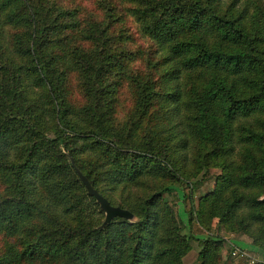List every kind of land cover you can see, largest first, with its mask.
Segmentation results:
<instances>
[{
    "label": "trees",
    "instance_id": "trees-1",
    "mask_svg": "<svg viewBox=\"0 0 264 264\" xmlns=\"http://www.w3.org/2000/svg\"><path fill=\"white\" fill-rule=\"evenodd\" d=\"M97 10L82 21L64 0H0V264H183L177 189L188 223L216 220L264 254V0ZM76 169L133 218L102 226ZM201 243L214 264L223 238Z\"/></svg>",
    "mask_w": 264,
    "mask_h": 264
},
{
    "label": "rangeland",
    "instance_id": "rangeland-1",
    "mask_svg": "<svg viewBox=\"0 0 264 264\" xmlns=\"http://www.w3.org/2000/svg\"><path fill=\"white\" fill-rule=\"evenodd\" d=\"M67 7L77 8L78 16L82 21H86L88 18L97 17V6L100 0H64ZM122 3V0H117ZM123 6V5H121ZM129 19L130 29L135 36L136 43H141L144 47L149 46V41L146 38H142L136 31L137 25L135 27L134 23H131L132 19ZM128 24V23H127ZM126 26V25H125ZM135 65V63H133ZM76 86V85H75ZM119 90V103L117 106V118L119 120H124L128 113L131 102V92L130 88L123 85ZM131 109V108H130ZM52 137V135H50ZM220 172L219 169L213 167L210 168L209 173L205 177L202 184H197L193 191V202L194 206L197 205L198 198L207 192L211 191L214 186V175ZM196 178H201L198 175ZM195 180V179H194ZM195 186V183L193 184ZM177 189V188H176ZM176 196V197H174ZM181 191L175 190L172 193L166 195L169 202L172 204L173 209L179 218L180 225L182 226V233L189 235V245L190 248L188 252L182 258L183 264H200L201 260L199 258V251L202 248L201 239L206 238L208 235L219 236L223 238V243L221 244L220 251L217 252L220 257L215 260L214 264H253L259 260L261 257L259 254L252 250L246 249L249 246L250 238L243 233L229 232L224 228H217L216 220L213 221L212 229L209 231L204 230L195 219L190 223L187 221V214L183 208L182 200L180 198ZM185 225V226H184ZM187 225V226H186ZM249 240V241H247ZM248 245V246H247ZM261 255V254H260Z\"/></svg>",
    "mask_w": 264,
    "mask_h": 264
},
{
    "label": "water",
    "instance_id": "water-1",
    "mask_svg": "<svg viewBox=\"0 0 264 264\" xmlns=\"http://www.w3.org/2000/svg\"><path fill=\"white\" fill-rule=\"evenodd\" d=\"M78 177L82 184L84 185L87 194L93 196L96 202L99 204L100 209L105 213V218L103 220L102 226L110 222L114 217H121L124 219H132L133 213L126 208L121 206L112 205L107 198L100 194L89 182L84 174H82L78 169H76Z\"/></svg>",
    "mask_w": 264,
    "mask_h": 264
},
{
    "label": "crops",
    "instance_id": "crops-1",
    "mask_svg": "<svg viewBox=\"0 0 264 264\" xmlns=\"http://www.w3.org/2000/svg\"><path fill=\"white\" fill-rule=\"evenodd\" d=\"M247 241H249V240H247ZM247 246H248V245H247ZM246 249H248V250H252V251H254V252L256 251L255 253L259 254V256L261 257V260L264 261V254L261 253L260 250H258L256 247H254L253 245H251V243H249V246L246 247ZM260 254H261V255H260Z\"/></svg>",
    "mask_w": 264,
    "mask_h": 264
}]
</instances>
